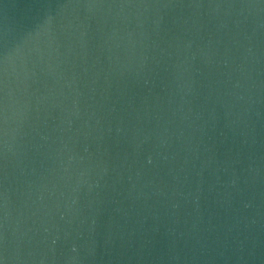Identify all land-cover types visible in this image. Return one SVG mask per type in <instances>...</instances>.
<instances>
[{"label":"water","instance_id":"water-1","mask_svg":"<svg viewBox=\"0 0 264 264\" xmlns=\"http://www.w3.org/2000/svg\"><path fill=\"white\" fill-rule=\"evenodd\" d=\"M0 264H264V0H0Z\"/></svg>","mask_w":264,"mask_h":264}]
</instances>
